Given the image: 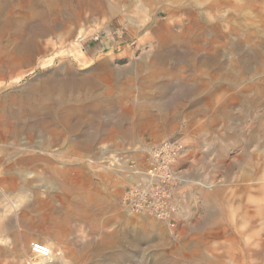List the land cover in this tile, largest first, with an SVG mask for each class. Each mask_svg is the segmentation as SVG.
<instances>
[{
    "label": "rangeland",
    "instance_id": "374dc122",
    "mask_svg": "<svg viewBox=\"0 0 264 264\" xmlns=\"http://www.w3.org/2000/svg\"><path fill=\"white\" fill-rule=\"evenodd\" d=\"M97 1L73 2L71 21L64 5L60 16L45 8L23 40L36 25L53 31L32 38L27 60L0 73V114L18 111L32 85L63 79L103 81L96 93L110 88L115 103L111 111L87 109L86 148L72 141L77 134L43 142L44 150L35 147L38 134L26 147L23 135L0 141V222L17 223L26 202L32 218L15 226L16 245L0 234V264H264V0H104L91 12ZM183 36L194 41L186 54ZM215 57L222 73L241 76L224 94L199 75L201 60L211 58L205 63L213 67ZM169 78L173 102L159 92ZM247 84L255 106L230 104L227 97H241ZM167 138L179 147L173 166L185 178L187 222L120 205L123 187L136 178L129 166H146L140 153L127 160L131 146ZM33 241L50 254L34 257Z\"/></svg>",
    "mask_w": 264,
    "mask_h": 264
},
{
    "label": "bare ground",
    "instance_id": "6f19581e",
    "mask_svg": "<svg viewBox=\"0 0 264 264\" xmlns=\"http://www.w3.org/2000/svg\"><path fill=\"white\" fill-rule=\"evenodd\" d=\"M73 2H76L81 7H84L87 4V0H0V41L3 40L8 41L9 39L14 40V44L11 48H8L6 45L0 46V73L1 72L4 73V70L18 67L24 61L27 60V58L29 57L28 54H30V52L26 53L24 49L26 45L30 43L29 41H31L32 38H35L37 35L40 34L44 35L46 34L47 31H53L54 28L52 26H50L47 30H45L41 27L39 28L38 25L32 27L33 25L32 24L30 26V29L33 28V30H31L32 36L28 40L27 39L23 40L25 30L28 27L29 23H31V20L33 18L36 17L42 18L45 15L44 10L46 9L50 11L52 14L54 13L60 16L59 13L61 12L62 9L61 7L64 5L65 10L68 14V19L71 21V19L73 18L72 17ZM104 2H105L104 0L103 1L98 0L96 4L90 3L89 10L91 12L101 11ZM38 7L41 8L39 9ZM160 24L165 27H168L167 24H165L164 22H161ZM154 35L159 37L158 41L161 43L162 36L160 30L155 29ZM171 36L172 35L170 33L169 37ZM190 36L188 37L183 36L184 37L183 45L185 47L184 54L189 52V46L194 42V41H190ZM180 57L182 59L183 55H180ZM159 58H163V55ZM190 58L188 59L189 61L186 60L187 61L186 63L191 64V60L194 59V56L190 55ZM248 58L246 56L243 58L242 61L244 65L248 63ZM209 60L211 61L212 59L210 58ZM209 60H205V61H209ZM201 61L202 62L199 65V75L201 76V83L203 86L206 85L207 80H212L213 82H215L216 92H219L221 94H224V92H226L227 90H232L234 88L236 84L235 79L236 81L237 79H239V77L236 76H240V75L236 74V76H234V75L224 74V72L222 73L221 71L222 64L219 62V60L216 57L214 58L215 63L213 67L207 66L205 61L203 60ZM176 62L181 63V61H176ZM241 70H236V71L240 72ZM225 71L228 70L226 69ZM222 78L231 81L230 83H228L227 81L228 85L225 84L224 86V84L221 83ZM170 80H172V78H169L167 82L166 81L163 82L159 91L161 96L166 95V93L167 95H170L167 92L169 89ZM103 83H104L103 81L98 82L96 80H90V79H87V81L63 79L59 81L58 80L46 81L39 85H32L29 88V90L23 95V97L19 100V103L22 106L19 108L21 111H19L18 109V111L8 115L0 114V141H5L7 140V138L17 141L20 135H23V137L28 139L27 142H24V146L26 147V145L31 141V139L36 134H38L43 138L40 140V144H36L35 147L44 150L41 147L42 145L41 143L43 142L52 143L55 138H58L59 136L61 137V135L63 134L68 136L71 135L73 136L77 134V136H81V138L75 137V139L77 140H74L72 138V141L76 143L81 142L82 144H84L83 147L87 146V135L85 134V129H84L85 126H88L87 109L95 110L96 112H100V111L103 112L104 109H108V111H111V107H112L111 105L114 103L112 102L113 100L109 98L110 97L109 94L111 93L110 88L109 89L107 88L104 94L99 95L96 93V90ZM250 88H251L250 84L249 85L247 84L245 87L241 88L240 90L241 97L237 96V93H231L227 97L229 99L230 104L233 105L234 103L241 101L242 105L243 104L247 105V103H249L248 104L249 107L255 106L256 102L253 103V99H250L251 97L248 96L247 94ZM79 89H82V91L85 90V93L82 94L81 98L74 96V92H76ZM174 95L176 94L169 96V98L167 99L168 102L170 101L173 102L174 100H176L178 96L177 95L174 96ZM88 97L90 98V100L87 103ZM73 119L75 120L74 123L72 122ZM59 126L62 128V130L59 129ZM2 147L4 146L2 145ZM21 160L23 162L28 163V158L25 156L21 157ZM24 167L27 168L26 165ZM130 175L135 176V173L131 172L129 173V176ZM26 185H28V182L24 180L23 188H26ZM33 198H34L33 201L35 202L38 200L37 199L38 197L36 195H34ZM22 202L18 204L19 205L23 204ZM30 206H31L30 202H26L23 206H20L21 209L20 220L18 219L17 223L14 222L12 218H8L6 223L0 222V234L4 233L5 235L6 234L12 235L11 237L15 245L19 241V240L17 241L16 235L14 233L15 226H24V223L27 219L29 221H32V218H29ZM38 206H39V202L35 203L33 207L35 208ZM9 210L8 212L12 213V211ZM4 238L6 237L4 236ZM0 239H3L2 236ZM28 241H29L28 238H24L21 242L25 243L24 245H26Z\"/></svg>",
    "mask_w": 264,
    "mask_h": 264
},
{
    "label": "built area",
    "instance_id": "2783aa9c",
    "mask_svg": "<svg viewBox=\"0 0 264 264\" xmlns=\"http://www.w3.org/2000/svg\"><path fill=\"white\" fill-rule=\"evenodd\" d=\"M128 161L133 153H140L146 166L136 169L129 166V173H135V179L123 187L119 200L121 207L129 213H140L163 221L175 219L188 221L189 216L181 211L184 197V177L173 164L179 156V147L175 140L163 139L159 142L137 143L132 145ZM120 159V155L114 157ZM173 225V224H172ZM30 251L34 257H47L48 245L33 241Z\"/></svg>",
    "mask_w": 264,
    "mask_h": 264
}]
</instances>
